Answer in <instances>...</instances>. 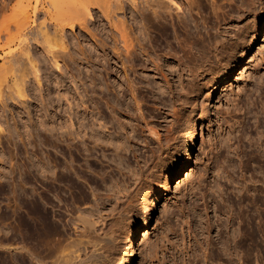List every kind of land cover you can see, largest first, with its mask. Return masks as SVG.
<instances>
[{
    "label": "rangeland",
    "instance_id": "1",
    "mask_svg": "<svg viewBox=\"0 0 264 264\" xmlns=\"http://www.w3.org/2000/svg\"><path fill=\"white\" fill-rule=\"evenodd\" d=\"M25 1L0 0L2 66L34 33L36 13L52 22L39 4L35 20L19 27ZM176 1L174 11L185 13ZM211 1L221 3L222 19L204 0L193 9L196 28L188 38L147 26L151 57L139 51L132 66L121 64L109 42L101 54L78 26H65L71 56L58 58L60 69L29 40L40 86L29 65V75L20 67L27 64L21 56L15 66L25 73L24 86L15 90L10 80L11 95L0 89V264H54L65 243L66 250L73 243V251L87 252L80 256L99 249L83 264H264V0ZM31 4L24 8L29 14ZM117 16L132 22L129 11ZM97 23L90 20V29L98 31ZM77 45L90 61L83 62ZM192 117L199 125L190 144L185 129ZM185 151L191 175L175 180L144 213L148 194L166 171H180ZM140 218L146 235L123 258L125 238ZM26 243L43 261L30 256Z\"/></svg>",
    "mask_w": 264,
    "mask_h": 264
},
{
    "label": "bare ground",
    "instance_id": "2",
    "mask_svg": "<svg viewBox=\"0 0 264 264\" xmlns=\"http://www.w3.org/2000/svg\"><path fill=\"white\" fill-rule=\"evenodd\" d=\"M30 1V0H29ZM28 0H27V3H26V1H25V4H27V5H30L31 3L29 2ZM35 1H38V0H34V3L33 4H31V6H28V8L30 7H32V14H29L28 13V11H25L24 10V8L26 9V6L27 5H25V7L23 6L22 8H21V14L23 15V17L21 16V18H20V16L18 17L19 18V23H18V26L19 27H21V26H23V22H24V25H26L27 24V22L29 21L28 19L34 14V13H36L39 9H38V5L39 4H41L40 5V9L42 10H40L41 12H43V13H40V14H44L46 17H48L50 20H52V22L50 23L51 24V29H49L48 27H47V25L49 24L48 22H46L45 21V18H39L38 17V13H36L37 14V21H35V22H37V23H35V26H36V29H34V27L32 26L33 24H34V21H32V27H33V34H32V36H31V34H30V38L29 37H24L25 35H23V37H24V41L23 40H21L19 43H20V49L18 48V50H16L17 52H16V54H18L17 56H19V57H17L16 55H15V57L13 56V54H12V59H11V54L9 55V58L11 59L10 61H9V63L7 64L6 63V66H2V65H0V66H2L3 67V69H4V67H5V69H4V71H10L11 70V68H12V71H11V73H9V71L7 72V74H6V72L5 73H3L4 71H2V70H0L1 72H0V87H1V85L2 84H6L5 85V89L4 88H0L1 89V91H5L6 89V91L9 93V91H13L14 89L12 88V86L15 88V90H16V87L15 86H17V87H19V85L21 84L22 86H24V78H22V76H23V74H20V73H24V71H26V69H24L25 67H27V70L29 69L28 67L30 66V70L32 71L31 73L33 74L32 76L33 77H35V81L36 82H34V83H39V77H38V74L36 73V71H38V70H36V63L34 64L33 62L35 61V57L33 58L32 56H33V54H31V52L32 51H30L31 50V46L30 45H28V43H30V42H34L35 41V44H39L41 47H42V52L43 53H45L46 54V57H47V59H48V56H47V54H49L50 56H51V58H50V56H49V59L50 60H52L51 62H52V64L54 63L55 64V68H57L59 65H58V62H61V61H58V58H62V57H64L65 55H68V56H71L70 55V50H68L67 49V47L69 46V45H67V43H65V35H64V32H65V26H68L69 27V29L71 28H73L74 26H78L79 27V29H81L82 31H84V32H86L88 35H89V37L90 38H88V39H91L92 38V41H94L97 45H95V46H98V47H100L101 48V54H105L106 55V53L105 52H107V51H105L106 49H108L109 50V48H106V43L107 42H109V43H111V45L109 46L110 47V50L113 52V54H115L116 55V57H117V59H119V61L121 62V64H123L124 65V63H130V61L132 62L136 57L138 58V56L140 55V54H138V52L139 51H141V54H142V56L145 54V56L146 55H148V57L150 56L149 55V53H150V50H152L153 49V46H149L150 47V49L149 48H146L148 45L147 44H144V41L145 42H148V40L149 41H151L152 42V40H153V38L154 37H151V35L149 36V38H148V36H147V32H150L149 31V29L148 28H146L147 26L149 27V25L151 26V25H155L154 27H156L157 26V28L156 29H158V28H160L159 30H162V31H164V34L163 35H166L165 34V32H167V31H165L166 29H170L172 32L171 33H173L172 35H174V37L175 36H178V35H184L185 34V36H187L186 38H188L189 37V34L191 33V29H192V27H195L196 28V21L194 20V16H195V14L197 13H195V11H196V9H197V6H199L201 3L203 4V2H204V0L202 1V0H181V2H182V6H184V9L186 10L185 11V13H183V11L181 10V14L179 15V11H178V13L177 12H175V11H177L178 9L180 10V5H179V3L176 1V0H39L38 1V4L35 2ZM180 1V0H179ZM206 2H205V4H207V0H205ZM208 2H210V4H207V5H211V8L210 9H212V11H211V13L213 12V14L212 15H214L213 17H215V18H219L220 16H221V18H219V19H222V14H224V11L221 9V6H220V4H218L217 2L215 3V1H209L208 0ZM20 3V2H19ZM201 4V5H202ZM20 5H23L22 3H20ZM204 5V4H203ZM203 5H202V8H203ZM223 5V4H222ZM172 6L175 8V9H177V10H175L174 11V9L172 8ZM201 7V6H200ZM208 7V6H207ZM210 7V6H209ZM171 8L173 9V11L171 10ZM195 8V11H193V9ZM220 8V9H219ZM38 9V10H37ZM182 9V8H181ZM26 12V13H24V11ZM199 10V9H198ZM226 10V9H225ZM95 12V15H93V12ZM126 11H129L130 12V15H131V18H130V20H132V22H130L129 21V23L127 22V20L126 19H124V17L126 16V15H124V17L122 16L121 18H120V16H117V14L118 13H122V15L124 14V13H126ZM97 12L99 13V14H97ZM19 13V12H18ZM24 13V14H23ZM193 13H195L194 15H193ZM226 13V12H225ZM20 14V13H19ZM18 14V15H19ZM25 15V16H24ZM24 17H25V19H24ZM33 17V16H32ZM31 17V18H32ZM35 17V18H36ZM41 17V16H40ZM43 17V16H42ZM137 17V18H136ZM138 17H140V19H141V21L142 20H144L145 21V23L142 21V23L143 24H145V25H141V26H139L140 25V23H138V21L136 20V19H138ZM30 18V19H31ZM35 18L34 19H31V20H35ZM38 18L39 19H41L42 21H40V20H38ZM23 19V20H22ZM196 19V18H195ZM22 20V21H21ZM30 20V21H31ZM90 20H93V22H98L97 23V26H99V27H97V30L98 31H96V28H94V31H93V29L91 28L90 29V27H89V22H90ZM48 21V20H47ZM101 21H103V22H101ZM140 21V20H139ZM191 21H195L194 22V24H192L191 23ZM99 22H101V23H99ZM22 23V24H21ZM26 23V24H25ZM31 23V22H30ZM46 23H48V24H46ZM21 24V25H20ZM50 24H49V26H50ZM28 25V24H27ZM90 25H91V23H90ZM17 26V27H18ZM153 26H151V29L153 28ZM18 27V28H19ZM24 28H28V27H24ZM144 28H146L147 30H145ZM19 29H21V28H19ZM70 29V30H71ZM135 29H137V30H139V32H141V33H137V34H135L134 33V30ZM154 29V28H153ZM27 30H29V29H27ZM106 33V36L107 37H109L110 38V40H111V42H110V40L108 41H106V39L107 38H104L105 36V34L103 35V31ZM142 30H144V32L146 33V37H147V41L145 40L146 38L144 37V35H142ZM24 31V30H23ZM22 31V32H23ZM30 31V30H29ZM31 31V32H32ZM161 31V32H162ZM20 32V31H19ZM160 32V33H161ZM207 32V31H206ZM25 33V32H24ZM24 33H22V34H24ZM26 33H28V32H26ZM30 33V32H29ZM178 33H182V34H178ZM138 34H140V35H142V36H139ZM183 35H182V38H183ZM28 36H29V34H28ZM184 36V37H185ZM191 36V35H190ZM65 37V38H64ZM88 37V36H87ZM20 38L22 39V37L20 36ZM19 38V39H20ZM145 38V39H144ZM152 38V39H151ZM185 38V39H186ZM144 39V40H143ZM179 39V38H178ZM29 40H30V42H29ZM67 41V40H66ZM155 41V40H154ZM153 41V42H154ZM178 41H180V39L178 40ZM181 41L183 42V39H181ZM189 41V40H188ZM187 41V42H188ZM37 42V43H36ZM184 42H185V40H184ZM19 43H17V44H19ZM55 43V44H54ZM95 43H93V44H95ZM109 43H107L108 45H109ZM16 44V45H17ZM31 44V43H30ZM53 44V45H52ZM80 44V43H79ZM148 44H149V42H148ZM151 44V43H150ZM153 44V43H152ZM183 44H185V43H183ZM16 45H15V47H16ZM108 45H107V47H108ZM145 45H147V46H145ZM179 45V44H178ZM182 45V44H181ZM30 47V49H29V47ZM54 46H56V47H54ZM77 46H79V47H76V48H80V52H78V53H80L79 55H82V58H83V62H84V60H86V61H90L89 60V57H88V54H86L87 52H86V49H85V47L83 48V47H80V45H77ZM82 46V45H81ZM2 47V46H1ZM185 47H187V44H186V46ZM189 47V46H188ZM9 48V47H8ZM137 48V49H136ZM152 48V49H151ZM12 49V52L14 51L13 50V48H10V50ZM77 49V50H78ZM85 49V50H84ZM139 49V50H138ZM184 48H182V52L184 51L183 50ZM187 49H190L191 50V46L189 47V48H187ZM109 50V51H110ZM138 50V51H137ZM190 50H186V52L188 53H192ZM9 50H7V52H8ZM88 51V50H87ZM3 52V51H2ZM5 52V51H4ZM3 52V53H4ZM12 52H10V53H12ZM29 52H30V54H29ZM41 52V53H42ZM86 52V53H85ZM174 52H175V50H174ZM185 52V53H186ZM72 53V52H71ZM152 53V52H151ZM154 53V52H153ZM177 53H179V52H177ZM181 53V52H180ZM188 53V54H189ZM14 54H15V52H14ZM74 53H72V55H73ZM112 54V55H113ZM175 54V53H174ZM182 54V53H181ZM3 55H5V54H2V56ZM32 55V56H31ZM44 55V54H43ZM90 55V54H89ZM104 55V56H105ZM187 55V54H186ZM23 57V60L21 59V63L24 61H27V64H25V65H23L24 63H22V65L19 63V58L20 57ZM68 56H67V59H69L68 58ZM97 56H99V55H97ZM153 56V55H152ZM177 56H179V54L177 55ZM197 56V55H196ZM26 57V60H24V58ZM34 59V61H32V58ZM147 57V58H148ZM151 57V56H150ZM182 57V56H181ZM186 57V56H185ZM187 57H189V56H187ZM214 57V56H213ZM4 58V57H3ZM2 58V59H3ZM65 58H66V56H65ZM91 58V57H90ZM106 58V57H105ZM136 58V59H137ZM191 58V57H190ZM66 59V61H69V60H67ZM71 59V58H70ZM81 59V58H80ZM92 59V58H91ZM146 59V58H145ZM149 59V58H148ZM153 59V58H152ZM151 59V60H152ZM158 59H159V57H158ZM195 59V58H194ZM201 59H202V57H201ZM206 59H208V57L206 58ZM49 60V61H50ZM64 59H62V62H64L63 61ZM72 60V59H71ZM74 60V59H73ZM94 60V59H93ZM157 60V59H156ZM181 60V59H180ZM196 60V59H195ZM2 61H4V60H2ZM11 61H12V63H11ZM146 61V60H145ZM158 61V60H157ZM5 62H7V60L5 61ZM153 62V61H152ZM155 62V61H154ZM187 62V61H186ZM201 62V61H200ZM17 63H19L21 66L20 67H22L23 68V70H22V68H21V70H22V72H20L19 71V68H18V71H19V73H17L18 71H17V67L19 66H15V64H17ZM26 63V62H25ZM87 63V62H86ZM11 64V65H10ZM14 64V65H13ZM53 64V65H54ZM64 64H65V62H64ZM85 64V63H84ZM131 64V66H132V64H133V62L132 63H130ZM8 65H10V66H8ZM12 65H13V67H12ZM29 65V66H28ZM56 65H58V66H56ZM89 65V64H88ZM129 65V64H128ZM197 65V64H196ZM126 66H127V64H126ZM2 67H0V68H2ZM8 67H10V69L8 68V70H6ZM123 68L125 67V66H122ZM59 68V67H58ZM129 68H130V65H129ZM246 65H245V67H243V71H245L246 70ZM38 69V68H37ZM60 69V68H59ZM92 69V68H91ZM188 69V68H187ZM30 70H28V71H26L25 73H29V71ZM126 70H127V67H126ZM242 71V70H241ZM9 73V74H8ZM25 73H24V75H25ZM27 73V74H28ZM26 74V75H27ZM29 75V74H28ZM27 75V76H28ZM93 75V74H92ZM93 76H95V75H93ZM24 77V76H23ZM92 77V76H91ZM26 78V77H25ZM24 79V80H23ZM12 81V83H13V85L11 86L10 84H8V82L9 81ZM23 80V81H22ZM10 81V82H11ZM26 81H27V79H26ZM9 82V83H10ZM11 83V84H12ZM37 83V84H38ZM8 84V85H7ZM33 84V83H32ZM15 85V86H14ZM21 86V87H22ZM38 86H40V84H38ZM129 86H131V84L129 85ZM133 87V86H132ZM131 87V88H132ZM22 88H24V87H22ZM2 89H4V90H2ZM10 89V90H9ZM5 91V92H6ZM6 92V93H7ZM14 92V91H13ZM23 92H24V90H22L21 89V91H20V93L19 94H23ZM0 93H2V92H0ZM11 93V92H10ZM9 93V94H10ZM16 94V91H15V94L16 95H19V94ZM3 94H4V92H3ZM2 94V95H3ZM6 95V94H5ZM8 95V94H7ZM6 95V96H7ZM11 95V94H10ZM0 96H1V94H0ZM19 96H22V95H19ZM23 96H24V94H23ZM22 96V97H23ZM27 96V95H26ZM2 98V97H1ZM13 97L11 96V99H12ZM18 98H20L21 99V97H18ZM24 98V97H23ZM13 100H14V98H13ZM2 101V103H3V101L4 100H1ZM19 101V100H18ZM25 101V100H24ZM20 102V101H19ZM188 124H186L187 126H186V129H185V139H187V141L188 142H190V144H193V143H195V139L198 137V121H197V119L196 118H191L190 120H189V122H187ZM186 152V151H185ZM190 152V151H189ZM187 154H186V156L184 157V158H182V162H181V166H180V171H178L177 172V174H172V173H170V172H165L163 175H162V177L160 178V182H159V185H157V186H155V188L148 194V197H147V200L145 201V203H146V208H145V212L144 213H146V214H148L149 215V213L153 210V208L155 207L156 208V205H157V202H158V200L160 199V197L161 196H163V194H166V192L167 191H169V190H171L172 189V183L176 180L178 183L179 182H183L184 180H186L190 175H191V169H190V167H191V164H190V162H191V157H190V153L188 154V152H186ZM179 169V168H178ZM36 175V174H35ZM35 192V191H34ZM171 192V191H170ZM20 209V208H19ZM145 218V217H144ZM144 218H140V220L137 222V224H136V227H135V229H132L130 232H129V235L127 236L126 235V233H125V236H127L126 238H125V242H124V250H123V258H126V257H129V256H131L132 254H133V251H134V249L132 250V248H133V244L135 243V241L136 240H138L139 238H140V236H142V235H146V232L144 231L146 228H145V223H144ZM20 223H21V221L20 220H18ZM21 226H23V225H21ZM20 226V227H21ZM30 226H32V225H30ZM34 226V225H33ZM30 229V228H29ZM21 230V229H20ZM241 230V229H240ZM18 231V230H17ZM23 232H24V230H22ZM39 231V230H38ZM41 232V231H40ZM20 233H21V231H20ZM141 233V234H140ZM241 233V232H240ZM19 235V234H18ZM242 235V234H241ZM244 235V234H243ZM20 236V235H19ZM22 237H24V236H22ZM143 237V236H142ZM25 238V237H24ZM28 240V239H27ZM22 241V240H21ZM20 241V242H21ZM23 241H24V239H23ZM34 241V240H33ZM43 241V240H42ZM19 242V243H20ZM44 242V241H43ZM46 242V241H45ZM67 242V241H66ZM69 242V241H68ZM73 241H71V243H72ZM134 242V243H133ZM18 243V244H19ZM23 243V242H22ZM34 243H36V242H34ZM34 243L32 244V245H34ZM80 243V242H79ZM152 243V242H151ZM27 244V243H26ZM40 244V243H39ZM16 245V244H15ZM46 245V244H45ZM60 245V244H59ZM58 245V246H59ZM62 245V244H61ZM64 245H66V243L65 244H63V246H62V248L63 247H65L63 250H60L61 248V246H59V251H61V254L58 252V254H60V255H58L59 257V260H57V258L55 257V255L57 256V254H56V252L54 251H52V253H54V255H53V258L55 257L56 258V261H55V258H54V260H53V258H51L50 260H53V261H55L54 262V264H73L74 263V261H72V256H74L75 254H76V252L77 251H79L78 249H77V251L76 250H72V248H75L76 246V244L74 245L73 243H72V245H71V247L68 249V250H66L67 249V246H69V245H67V246H64ZM75 247H74V246ZM91 245V244H90ZM95 245V244H94ZM22 246V245H21ZM26 246H28V244L27 245H25V247ZM37 246H38V243H37ZM43 246V245H42ZM82 246V245H81ZM135 246V245H134ZM20 247V246H19ZM24 247V246H23ZM33 247V246H32ZM32 247H30V248H32ZM87 247V246H86ZM92 247H94L93 245H92ZM253 247V246H252ZM251 247V248H252ZM27 249L29 248V247H26ZM35 248V247H34ZM33 248V249H34ZM39 248V247H38ZM54 248H56V247H54ZM58 248V247H57ZM77 248H78V246H77ZM82 248H84V247H82ZM90 248H91V246H90ZM256 248V247H255ZM24 249V248H23ZM26 249V250H27ZM36 250H37V248H35ZM35 249H34V251H35ZM42 249V253H44L43 252V249L44 248H41ZM47 249V248H46ZM76 249V248H75ZM88 249V248H87ZM97 248H95V249H93V250H88V251H90V255H82V256H80L81 255V253L82 252H80V253H78L77 252V254L75 255L76 257H78L77 258V262L78 263H74V264H79V263H81V264H83L84 262H86L87 260H90L91 258L93 259V258H97L96 257V250ZM153 249H154V247H153ZM152 249V250H153ZM253 249H254V247H253ZM18 250H20V249H18ZM26 250H25V252H26ZM32 250V249H31ZM47 250H49V249H47ZM53 250H56V249H53ZM65 250V251H64ZM28 251H30L29 249H28ZM27 251V252H28ZM34 251H33V254H34V257H35V253H34ZM57 251H58V249H57ZM97 251H99V249H97ZM32 251H30L29 253H31ZM36 252V251H35ZM47 252V251H46ZM75 252V254L73 255V253ZM21 253V252H20ZM38 252H36V254H37ZM41 253V254H42ZM87 254V252L86 251H84L82 254ZM89 253V252H88ZM22 254V253H21ZM39 254V253H38ZM40 254V255H41ZM78 254H80V255H78ZM98 254H100V253H98ZM44 255V254H43ZM48 255H50V254H48ZM122 255V254H121ZM30 256H32V253H31V255ZM51 256H52V254H51ZM33 257V256H32ZM34 257H33V259H34ZM38 257V256H37ZM41 257V256H40ZM99 257V256H98ZM22 259V258H21ZM30 259H31V257H30ZM32 259V260H33ZM73 259H75V257L73 258ZM91 259V260H92ZM29 260V259H28ZM34 260H37V262H39L40 263V261H43V260H38V258H36V259H34ZM49 260V261H50ZM120 260H122V259H120ZM75 261H76V259H75ZM96 261V260H95ZM35 262V261H34ZM37 262H35V263H37ZM46 262V261H45ZM44 261H43V263L44 264H47V262L45 263ZM52 262V261H51ZM50 262V263H51ZM89 262H91V261H88V263ZM123 262V261H122ZM19 263H20V261H19ZM31 263V262H30ZM42 263V262H41ZM42 263V264H43ZM49 263V264H50ZM88 263H86V264H88ZM96 262H94L93 264H95ZM207 263V262H206ZM34 264V263H33ZM38 264V263H37ZM89 264H91V263H89Z\"/></svg>",
    "mask_w": 264,
    "mask_h": 264
}]
</instances>
